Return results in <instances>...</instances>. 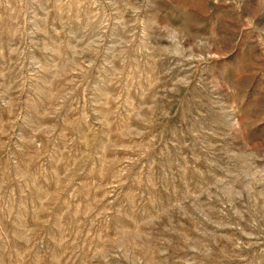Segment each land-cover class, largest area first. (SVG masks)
Masks as SVG:
<instances>
[{"label":"rangeland","instance_id":"obj_1","mask_svg":"<svg viewBox=\"0 0 264 264\" xmlns=\"http://www.w3.org/2000/svg\"><path fill=\"white\" fill-rule=\"evenodd\" d=\"M0 264H264V0H0Z\"/></svg>","mask_w":264,"mask_h":264},{"label":"clouds","instance_id":"obj_2","mask_svg":"<svg viewBox=\"0 0 264 264\" xmlns=\"http://www.w3.org/2000/svg\"><path fill=\"white\" fill-rule=\"evenodd\" d=\"M250 190V189H249ZM237 195H239V194H237Z\"/></svg>","mask_w":264,"mask_h":264}]
</instances>
